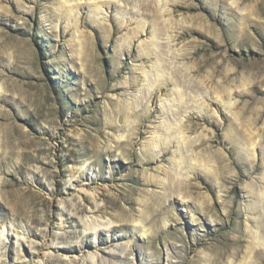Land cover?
<instances>
[{"label":"rangeland","instance_id":"374dc122","mask_svg":"<svg viewBox=\"0 0 264 264\" xmlns=\"http://www.w3.org/2000/svg\"><path fill=\"white\" fill-rule=\"evenodd\" d=\"M69 1L0 0V264H264V0Z\"/></svg>","mask_w":264,"mask_h":264},{"label":"bare ground","instance_id":"6f19581e","mask_svg":"<svg viewBox=\"0 0 264 264\" xmlns=\"http://www.w3.org/2000/svg\"><path fill=\"white\" fill-rule=\"evenodd\" d=\"M79 1H81V0H79ZM62 2H63L65 7H68V8L71 7L72 1L62 0ZM92 2L94 3V0ZM109 2L114 3L117 6H119L121 8V10L124 11V14L128 15V14L135 13V14L139 15L142 33L145 31V28L147 26H153V29H154V31H153V33H154V40H153L154 52L156 53V55L160 59H162V54H167L168 48L171 46V38L169 36L167 37L165 35V30L167 29V25L165 24L166 21L163 19V13L165 11V6L167 5L166 0H159L158 2H156L155 3L156 8H154V6L152 7L151 4L149 5V3L142 4V7H141L138 5L137 0H109ZM181 8L183 9V7H177L176 11H178ZM159 20H160V22H158ZM159 25H161L162 28L158 29L157 26H159ZM161 72L164 73L165 68L163 67V65L160 64L158 67V71L155 73V76L158 79L163 78V74H161ZM153 81H155V80H153ZM174 84H175V87L177 90L180 89L177 91L176 98L174 99V102L176 100L181 102V101H183V96H184V92L182 91V88L185 87L184 82L181 80V78H179V80L175 81ZM0 90H1V87H0ZM164 102H165L164 103L165 105H168L167 111L169 113V118H170V123L168 125L169 130L171 131V133L174 134L173 137L170 136V138H168V139L176 140L177 144L180 148L183 146V148H184V150H183L184 157L183 158L187 159L186 161H188L187 162L188 167H190L191 161H193V160H192V157L190 155L187 143L185 142V139L182 137L183 119L180 116V112L177 110V108L179 109L180 107H183V106H178L175 103L172 105L167 104V101H164ZM181 110H182V108H181ZM193 127L194 126L190 125L191 129H193ZM184 145H185V147H184ZM184 176H186V173L184 172L183 169H180L178 171V179H177L178 185H180L182 183V179L184 178ZM179 190H180V188H178V190H177L178 197H181V199L186 200V197H183ZM259 198H260L259 199V206H256V208H259L260 210H262V213H264V195H260ZM88 228L96 233L97 229L99 228V225H95L94 223H92V224L89 223ZM2 237H4V234L1 235V238ZM229 250H228V252H229ZM123 253L125 254V252H123ZM226 256H227V253L224 252V254H221V259H224V261L227 260V259H225V258H227ZM91 259H94V258H91ZM112 260L113 259H110V262H112ZM229 264H236V263L230 262ZM238 264H254V262L252 260H250L248 262H245V263L240 262Z\"/></svg>","mask_w":264,"mask_h":264}]
</instances>
